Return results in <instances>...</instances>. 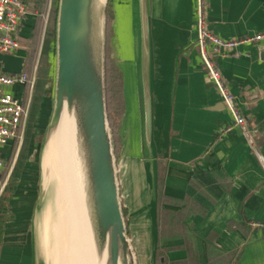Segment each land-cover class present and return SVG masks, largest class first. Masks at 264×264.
Here are the masks:
<instances>
[{
  "label": "crops",
  "instance_id": "0c3cea01",
  "mask_svg": "<svg viewBox=\"0 0 264 264\" xmlns=\"http://www.w3.org/2000/svg\"><path fill=\"white\" fill-rule=\"evenodd\" d=\"M25 1L17 32L20 47L0 53V72H26L32 81L0 87L26 108L18 136L1 149L5 165L0 195L7 186L11 192L0 264H39L33 217L40 180L38 150L53 106L55 38L47 33V23L58 0ZM110 11L106 45L120 70L123 97L118 133L119 158L125 167L118 172L120 198L133 222L149 234V245L137 234L134 239L146 242L142 251L147 264H154L157 242L166 247L168 260L186 258L188 248L198 264L227 256L243 264H264V255L244 250L264 239V165L207 80L196 44V0H110ZM205 23L223 39L264 32V0H206ZM237 52L217 56L214 62L254 133L264 163V39L240 44ZM40 54L53 64L51 79L43 83L34 82ZM145 83L151 99L149 142ZM160 170L167 199L165 234L159 240Z\"/></svg>",
  "mask_w": 264,
  "mask_h": 264
},
{
  "label": "water",
  "instance_id": "95a60500",
  "mask_svg": "<svg viewBox=\"0 0 264 264\" xmlns=\"http://www.w3.org/2000/svg\"><path fill=\"white\" fill-rule=\"evenodd\" d=\"M108 0H58L53 106L38 150L39 191L34 210L36 253L38 220L50 193L57 204L51 146L67 113L77 169V184L93 264H137L123 213L116 156L105 89L106 9ZM143 4L142 33L148 39ZM145 138L151 139V99L144 84ZM36 151V150H35ZM33 157V156H32Z\"/></svg>",
  "mask_w": 264,
  "mask_h": 264
},
{
  "label": "built area",
  "instance_id": "2783aa9c",
  "mask_svg": "<svg viewBox=\"0 0 264 264\" xmlns=\"http://www.w3.org/2000/svg\"><path fill=\"white\" fill-rule=\"evenodd\" d=\"M26 12L25 0H0V53H9L17 50L20 43L17 39L22 16ZM206 0H196L197 38L196 44L206 70L208 82L215 88L222 103L231 113L233 125L241 129L251 149L255 150L258 159L263 163V158L257 150L253 131L250 129L245 116L238 110L234 103V97L225 84L221 73L215 65L217 56L238 55L237 46L244 43L257 42L264 39V32L253 36L223 39L214 34L205 23ZM32 83L26 72L20 74H5L0 72V87L13 84ZM24 104L9 93L0 91V173L4 168V160L1 157L2 147L11 139L18 136L25 116Z\"/></svg>",
  "mask_w": 264,
  "mask_h": 264
},
{
  "label": "bare ground",
  "instance_id": "6f19581e",
  "mask_svg": "<svg viewBox=\"0 0 264 264\" xmlns=\"http://www.w3.org/2000/svg\"><path fill=\"white\" fill-rule=\"evenodd\" d=\"M126 26L128 25L126 24ZM123 29L125 30V27ZM51 150L59 204V236L62 240L66 238L65 249L60 243L62 264H64V261H67V264H93L77 184L70 119L67 113L62 116L55 143L51 146Z\"/></svg>",
  "mask_w": 264,
  "mask_h": 264
},
{
  "label": "trees",
  "instance_id": "16d2710c",
  "mask_svg": "<svg viewBox=\"0 0 264 264\" xmlns=\"http://www.w3.org/2000/svg\"><path fill=\"white\" fill-rule=\"evenodd\" d=\"M26 3V1H25ZM108 5L107 7V28L109 27V21L111 17V11H110V0H108ZM56 15H57V3L52 7V10L49 14V19L47 23V33L49 36L52 37L53 41L55 38V28H56ZM109 32V31H108ZM107 32V35H108ZM108 51V50H107ZM107 56V55H106ZM109 56L106 57L107 63H106V71H107V79H108V73H114L116 76V85H117V90H118V95H119V106L118 108H114L113 112L110 113V103L107 101V107H108V116H109V121H110V126H111V132H112V137H113V145H114V151L116 158H119L120 156V138H119V123L121 119V115L123 112V97H122V84H121V74L120 70L116 66V64L111 61ZM110 61V63H108ZM29 65L33 63V54L30 56L28 60ZM53 66L52 62L49 61V59L46 57V55L40 54L37 65H36V70H35V79L34 82L40 81V82H47L48 80L51 79L50 75V69ZM113 74V75H114ZM28 75V74H27ZM30 79V75H28ZM29 82H27V85ZM112 111V110H111ZM111 114V115H110ZM162 186H163V174L162 171L160 170L157 179H156V197H157V228H158V239L160 240L161 237L165 234L164 232V222L166 218V210L164 208V202L167 199L163 193H162ZM11 192L10 187H6L3 191V193L0 195V246L2 242V235H3V230H4V223L7 218V215L5 213V210L7 208V199L8 195ZM124 214H126V210L123 208ZM138 249H141L140 247L136 248L135 250L138 253ZM166 247L160 246V244L157 242L156 247H155V259H154V264H198L195 260V258L192 256V253L190 249L187 248V257L184 259H179V260H168L167 257L165 256L166 253ZM142 251V249H141ZM143 252V251H142ZM144 253V252H143ZM231 257V256H230ZM231 262V264H243L242 260L235 259L231 260L229 256L225 258H213L208 261L207 264H227V262ZM262 262V261H260ZM259 262V263H260ZM264 263V261H263ZM230 264V263H229ZM249 264V262H247Z\"/></svg>",
  "mask_w": 264,
  "mask_h": 264
},
{
  "label": "rangeland",
  "instance_id": "374dc122",
  "mask_svg": "<svg viewBox=\"0 0 264 264\" xmlns=\"http://www.w3.org/2000/svg\"><path fill=\"white\" fill-rule=\"evenodd\" d=\"M107 7H109L108 4H107ZM106 12H107V9H106ZM107 20H108V18H107ZM107 24H108V22H107ZM106 30H107V26H106ZM109 37H110V33H109ZM107 39H108V37H107V32H106L105 89H106V102L108 101L110 103V107L112 106L110 108V113H111V112H113L114 108H118V106H119V103H118L119 95H118V90H117V85H116L117 83H116L115 74L114 73H110V74L108 73V79H107V71H106L107 60H106V57L109 56L111 61H113L111 56L109 55V52L107 51V45H106ZM109 58H108V60H109ZM108 63H110V61ZM109 67H111V63H110ZM233 97H234V103H235V96L233 95ZM107 114H108V107H107ZM108 119H109V116H108ZM109 123H110V121H109ZM257 150H258V152H260L258 146H257ZM252 151L255 154V156L257 157L255 150L252 149ZM116 164H117V171L119 172V174H122L124 167H125L124 162L120 158H116ZM124 217H125V221H126L128 236L131 239V243L133 245V248H134V251L136 254L137 264H147V258L144 255V253L141 251V249L143 250L145 248L146 242H147V245L150 244L149 234L147 233V231L145 229L139 227L136 222H133V220L129 217L127 210H126V214H124ZM37 225L39 228L38 229V235H39V239H40L39 240V245H40L39 248L40 249L37 252V259L39 261V264H62L60 243L62 244V247L65 249L66 238H63V240H62L61 236H59V233H60L59 204H58V201L56 204V200H54L53 192L50 193L49 199L46 203V207H45L43 213L40 214ZM134 232H136V233H134ZM135 234H137L139 237H141L144 241L146 240V242L145 243L135 242L134 239L137 238V237H135ZM137 247L141 248V249H138V253L135 250ZM244 250L248 253L250 251V253L255 252V253L264 255V239H260V240L252 242L250 244V246H247ZM64 264H67V261H64Z\"/></svg>",
  "mask_w": 264,
  "mask_h": 264
}]
</instances>
